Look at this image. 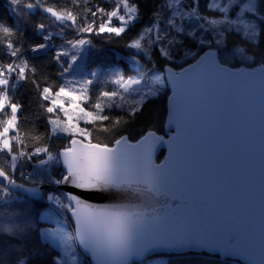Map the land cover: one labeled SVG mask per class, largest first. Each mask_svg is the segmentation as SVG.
I'll list each match as a JSON object with an SVG mask.
<instances>
[{
  "label": "snow or ice",
  "instance_id": "obj_1",
  "mask_svg": "<svg viewBox=\"0 0 264 264\" xmlns=\"http://www.w3.org/2000/svg\"><path fill=\"white\" fill-rule=\"evenodd\" d=\"M190 253L264 264V0H6L0 264Z\"/></svg>",
  "mask_w": 264,
  "mask_h": 264
},
{
  "label": "trees",
  "instance_id": "obj_2",
  "mask_svg": "<svg viewBox=\"0 0 264 264\" xmlns=\"http://www.w3.org/2000/svg\"><path fill=\"white\" fill-rule=\"evenodd\" d=\"M4 7H6V0H0V10H2ZM111 47H113L116 52L120 51L115 46H111ZM165 103L166 101L163 99H161L158 102V105L161 108V110L163 109ZM57 143H59V141H57ZM175 264H235V261L234 259L220 260L217 257L208 256L206 254L190 253L188 255L176 258Z\"/></svg>",
  "mask_w": 264,
  "mask_h": 264
},
{
  "label": "rangeland",
  "instance_id": "obj_3",
  "mask_svg": "<svg viewBox=\"0 0 264 264\" xmlns=\"http://www.w3.org/2000/svg\"><path fill=\"white\" fill-rule=\"evenodd\" d=\"M154 257H150L146 260L145 264H153Z\"/></svg>",
  "mask_w": 264,
  "mask_h": 264
},
{
  "label": "water",
  "instance_id": "obj_4",
  "mask_svg": "<svg viewBox=\"0 0 264 264\" xmlns=\"http://www.w3.org/2000/svg\"><path fill=\"white\" fill-rule=\"evenodd\" d=\"M161 135L163 134V133H160ZM164 152H165V155L167 154V151H166V149H164ZM150 257H152V256H149L148 258H150ZM147 258V259H148Z\"/></svg>",
  "mask_w": 264,
  "mask_h": 264
}]
</instances>
